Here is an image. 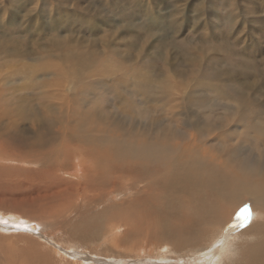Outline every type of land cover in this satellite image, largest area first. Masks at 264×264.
Masks as SVG:
<instances>
[{
	"label": "rangeland",
	"instance_id": "obj_1",
	"mask_svg": "<svg viewBox=\"0 0 264 264\" xmlns=\"http://www.w3.org/2000/svg\"><path fill=\"white\" fill-rule=\"evenodd\" d=\"M4 2H0V52L4 51L5 45L26 47L21 58L11 57L14 64L9 68L0 61V90L5 92V96L0 95V106H11L9 110L14 112L20 109L25 117L30 116L23 123L28 129L31 147L47 143L43 136L37 139L31 137V117L35 123L53 122V129L47 131L50 137L55 131L68 133L65 124L70 118L71 122L80 124L74 126L73 132L82 134L83 138L91 135V142H76L73 148L70 147L73 158L64 159L62 155L57 162L40 157H29L24 162L13 159L0 149V220L8 221L7 224L0 223V264H155L167 261L183 264L181 262L197 258V253L207 250L218 233L213 235L207 229L203 234L207 242L201 247L182 250L165 242H155L152 246L148 243L150 238L145 246L136 234L123 239L130 234V229L122 223L124 217L132 221L135 219L131 216L135 213L127 208L126 202L132 199L136 205L135 198L141 190L135 189L141 179L133 176L122 178L121 174H117L113 175L110 183L107 180L110 169L107 163L112 161L110 166L115 163L113 159L106 160L107 153L103 151L114 150L110 138L127 141L130 138L136 146L139 139L145 137L142 133L146 135V131L151 130L149 125L163 119L166 123L172 121L162 125V132L170 133L159 138L161 141L176 147L183 141H190L188 137L192 135L196 139L194 146L198 145L203 151L225 155L235 149V159L230 156L232 163L229 165L234 171V167L241 162V169L247 166L251 152L258 156L257 152L248 148L249 141L252 146L255 144L253 130L239 126L238 118L257 111L264 117V0ZM71 15L74 18H70ZM2 41L5 43L2 44ZM53 42L60 46L55 48ZM70 45L76 51L83 48L81 53L88 52L85 55L91 54V51L98 53L94 54L96 65L90 72H78L75 71L79 70L77 67L72 68V61L63 55L73 49ZM61 46L62 55L57 53V47ZM0 58L6 59V56L1 54ZM64 58L66 60H62ZM17 65L25 67L23 72L28 73L27 77L15 78L17 82L13 87L2 84L12 76L8 75L10 71L17 72L18 69L13 70V66L21 67ZM65 68L72 69L68 71ZM79 73L83 80L76 81V95L71 100L60 101L61 106L57 107L60 113L67 114L66 120L61 114L49 111V106L56 107L57 104V99L51 97V91L62 92L64 84L69 85L68 80L73 81ZM46 74L49 76L44 77ZM207 85L212 88H207ZM19 86L29 90L17 92L18 98L11 100V90L14 92ZM251 86L255 88L248 89ZM251 126L253 129L254 123ZM261 127L260 132L264 131ZM71 135L74 134L71 132ZM19 138L14 137L13 142L18 143ZM8 146L6 138H2L0 148ZM143 148L153 153L162 147ZM84 160L87 161L86 175L78 167L85 163ZM245 169L249 170L248 166ZM94 180H97L98 186L92 183ZM15 204L16 207L20 205V209L14 207ZM246 205L250 208L251 219L241 224L237 216ZM24 206L34 208L21 210ZM254 206H257L255 202L247 199L238 210H234L235 222L230 229L238 230L233 234L246 232L252 226ZM126 208L128 211L125 213ZM25 220H34L39 224L38 228L29 225V221L26 225L31 226V231L24 230L23 226L14 227ZM209 221L212 222V218ZM206 227L202 225L200 231ZM194 228H199V225L189 229ZM145 236H149L147 232ZM246 244L242 252L248 254V248L255 244L249 247ZM150 252L161 256L150 257ZM206 261L195 263L208 264ZM249 263L247 256L240 258L239 264Z\"/></svg>",
	"mask_w": 264,
	"mask_h": 264
},
{
	"label": "bare ground",
	"instance_id": "obj_2",
	"mask_svg": "<svg viewBox=\"0 0 264 264\" xmlns=\"http://www.w3.org/2000/svg\"><path fill=\"white\" fill-rule=\"evenodd\" d=\"M4 1L6 3L8 2V0H0L1 4ZM9 1L12 2L13 4H15L17 0H9ZM22 9H23V7H22ZM16 13H17V11H16ZM18 15H19V13H18ZM15 16L16 15H14V17ZM64 17L65 16H63L61 18V20ZM9 18H10V16H9ZM70 18H74V15H71ZM70 18L68 17V19H70ZM16 19H17V17H16ZM54 19H55V17H54ZM19 20H21V19H19ZM65 21H66V19L62 22H65ZM73 21H75V19H73ZM26 22H27V20H26ZM83 23H84V20H83ZM12 26L13 25H11V27ZM42 28H44V27H42ZM26 34L27 33H25V35ZM53 41H56V40H53ZM1 43L4 44L5 41H2ZM53 43L55 44L54 45L55 48H56V45L60 46V44H56L57 42H53ZM70 46H72V45H70ZM25 47L26 46H22L21 48H18V45L16 47H13L12 44L11 45H5L4 51L0 52V53L3 54L4 56H6V59L0 58V61H2L3 62L2 64L6 65L9 68L11 66V64L12 65L14 64V62L11 61L10 59H12L13 57H14V59H16L17 57L21 58L20 55H25L24 51H23V48H25ZM62 47L63 46L57 47L59 49V50L57 49L58 50L57 53L60 52V50H62ZM68 47H65V48H68ZM39 48H40V46H39ZM80 49H78L76 51V48L73 47V49H71V50L69 49L70 52H64L63 55L65 57L68 56V58L70 59L69 61H72V63H73L72 68L77 67L79 69V70H75V71H78V72L89 71L90 72L91 68H94L96 65V62H95L96 56H94V54H98V53L91 51V54L85 55L88 52L81 53L83 48L81 51H79ZM1 50H2V48H1ZM40 50H42V49H40ZM64 50H68V49H64ZM72 52H73V54H72ZM13 54H15V55H13ZM30 55H31V52H30ZM46 55H45V59H48ZM61 55H62V53H61ZM22 58H24V56ZM42 59L43 58L41 57L40 60H42ZM57 59H59V58H57ZM62 60H66V59L64 58ZM22 61H24V59ZM67 65H68V62H67ZM17 66H21V65H17ZM23 68H25V67L13 66L12 69L13 70L18 69L17 72L13 73V71H12V73H11V71H10L8 75H12L13 77L10 76L12 79L10 80V77H8L9 80L7 82L2 83V84H4L7 87H13L15 85V83L17 82V81H15V78H17L18 76H23L24 78H26L28 73H24ZM72 68H67V69H68V71H71ZM75 74H76V72H75ZM80 74L81 73H79L78 74L79 76H77V77L75 76L76 79H74L73 81H72V79H71V81L68 80L69 85L64 84L66 86L63 89H61L62 92H55L54 90H52L53 88L50 89V90H52L51 91V97L54 99H57V104L55 103L56 107L49 106L50 112L55 113V114H61L62 117H64L67 120V114L62 113V112L60 113L59 108H57V107L59 105L61 106L60 101L63 102V101H65L66 98L68 100H71L70 98L74 97L76 95V90H75L76 81H82L83 80V79H80ZM46 76H49V75L46 74L44 77H46ZM255 77L257 78V76H255ZM57 78H59V77H57ZM48 79H50V77ZM132 86H133V84H132ZM129 87H131V85H129ZM207 88L211 89L212 87H211V85H207ZM254 88L255 87L251 86V88H248V89H254ZM122 89L125 90L124 88H122ZM28 90H29V88H27L25 86H23V87L19 86L17 89H15L14 92L11 90L10 99L15 100L13 98H18V96L16 97L17 92L21 93L23 91H28ZM138 90H140V89H138ZM131 91H132V89H131ZM0 95L5 96V92L0 90ZM160 95H162V94H160ZM178 100H180V99H178ZM245 102H247V101H245ZM243 103L244 102L242 101L241 104H243ZM1 106L3 107V105H1ZM1 106H0V109H1V111H0V140L2 138H6V142L9 144V146L8 147H1L0 149L5 151V154H9L13 159H18L20 161L25 162L29 157H40V158H44V159L49 160V161L54 159L57 162V158H60L62 155L64 156V159H70V157L73 158V156H72L74 154V153H72L73 149H71L70 147L74 146L76 142H84V140H88L91 142V135L86 136V138H83L82 134L73 132V130L75 129L74 126L80 125V124H78V123L76 124L74 122H71L70 118L68 119L69 122L66 121V124H65L67 130L69 131V132L67 131L68 133H64L63 131H61L62 134H60V132L55 131L54 135L52 137H50L49 133L47 131L53 129L52 128L53 122H50L48 124L47 123H35L33 121V118L31 117L32 122L29 124V126H31V128L33 130V135L31 137L37 139V137L42 138V136H43L44 137L43 140L44 139L47 140V143L41 144L38 147H35L34 145L31 147L30 143H29L30 137H29L28 129L24 128L26 126L23 123L26 120H29L30 116L25 117L26 116L25 113L24 112L22 113L20 109H18L17 112H14V110L13 111L9 110L10 108H12L11 106H8V107L4 106L5 108H2ZM204 108H206V107H204ZM245 108H247V106ZM237 111L239 112L240 108H238ZM173 114L174 113L172 112V115ZM176 114H177V116L180 115L178 113H176ZM255 114H258V116H256ZM259 114L260 113L257 111L253 115L247 114V115H244V116L238 118V120H240L239 126H241L243 129H245V128L251 129V130H253V133H254L253 138H254L255 144H254V146H252L251 141H249L250 147H248V148L257 152L258 156H257V154H255L253 152H251L249 154V157H248L249 159L246 162V165L248 166L249 170L245 169V167H247L245 165H244V169H241L242 168L241 167L242 162L240 163V165L237 164L238 166L236 165L234 167V168H236V171H234L235 169L232 170L229 167V165L232 163L231 157H232V159H235V149H231V152L229 154H225V155H223V153H218V152H217L218 154H215L213 151H208V150L203 151V150H200L198 145L196 147L194 146L196 139L192 135H191L192 137L191 136L188 137V138H190V141H187V142L183 141V143L181 145L176 146V147L174 145L172 146V145L168 144L167 142H165L164 139H163L164 141H161L159 138L166 136L170 133L168 131L162 132L163 126L165 125L164 123H166L163 119L157 120L156 122L152 123L151 124L152 127L149 125L151 130L146 131V135L142 133V135H144L145 137L139 139V142L136 146L134 145L132 139H130V138H128L129 139L128 141H127V139H124V138H122V139H115V138L111 139L110 138V142L112 144L111 147L114 150L110 149V150H106V152L105 151H103V152L105 154L107 153V159L106 160L109 161V160L113 159V162L115 164H114V166H112V165L110 166L109 164L112 163V161L107 163L108 166L110 167L109 172L107 173L108 174L107 180L111 183L113 175L116 176L117 174H121L120 177H122V178H125L127 176L129 178H131L130 176H133L136 179L137 178L141 179L138 187H136V189H135L136 191L139 189L141 190L138 197L136 196V198H135L136 205L134 204V201L132 199H131V201L127 200L129 202H126L127 208L129 210H132L135 213V214H131V216L135 217V219H134V221H132L131 219H128V217L123 216L124 222H122V223H125V226H127L130 229V231H129L130 234H127V235L125 234L126 236L123 239H128L129 237L136 234V236L138 237V240L140 242H142V244L147 243V239L150 238V241L148 243H151L152 246L155 242L156 243L165 242V243L171 244L172 247L174 245L175 249H178V250H180V249L182 250V248H184V249L185 248H193L194 249V248H197L200 245H202L204 242H207L203 238L204 237L203 234H204V231L209 229L213 233V235L215 233H218L216 236L213 237L214 240H212L210 247L205 251L202 250L203 252H200V253L198 252L197 258L194 257V258L190 259V257H189L190 260H187V261H184L181 263H183V264H192V263L196 264L195 262H197V261H198V263H201V262L207 260L208 264H216V263H218V264H221V263L237 264L238 263L239 264L240 258L247 256L248 259L250 260L249 264H264V175H262V172L264 171V131H261V132L259 131V128L261 126L264 127V117L259 115ZM17 117H18V120H15V118H17ZM192 117H195V116H192ZM177 118H179V117H177ZM4 120H7V123H3ZM21 121L23 124L21 123ZM170 121H172V120H168L166 124L168 125V123H170ZM188 123L189 122H186V124H188ZM252 123H254L253 129L251 126ZM59 124L62 125L61 123H59ZM190 125H192V124L190 123ZM263 127H261V128H263ZM70 131L74 135H71ZM131 133H132V135H135L133 132H131ZM127 135H126V137H127ZM16 136H20L18 143L13 142V138ZM230 140H233V139L231 138ZM239 141H241V140H239ZM103 142L107 143L106 141H103ZM63 144H65V145L62 149ZM68 144H70V145H68ZM101 144H103V143H101ZM24 145H26L27 147H23ZM155 145L157 147L159 145L162 148L160 150H158V149L155 150V152H153V153L149 150L145 151V149L143 148L144 146H146L147 149H153V147ZM65 146H67V147H65ZM70 149H71V151H70ZM237 149H239V148H237ZM67 150H68V154H67ZM241 150H243V149H241ZM240 151H239V153H240ZM199 152H202V153H199ZM88 153H87V157H88ZM100 155H102V154H100ZM236 155H237V153H236ZM75 157L77 158L80 156H75ZM239 157H241V156L239 155ZM90 159H91V157H90ZM99 160H101V158ZM80 161L82 162L83 160L81 159ZM86 162L87 161H85V163L83 162V165H81V166L78 165L80 171L84 175H86V165H85ZM104 162H105V160H104ZM62 167L64 168L65 166H62ZM64 171H63V173H64ZM66 171H68V169ZM77 172H79V171H77ZM99 178H101V177H99ZM83 180L85 182V179H83ZM91 180H93V178H91ZM97 180H99V179H97ZM97 180L92 181V183L96 184ZM88 181H90V179ZM135 185H137V184H135ZM97 186H98V183H97ZM85 187H87V186H85ZM93 188H89V189H93ZM37 189H38V187L36 188V190ZM125 189H127L126 186H125ZM86 190H87V188H86ZM109 190H110V188H109ZM93 192H94V190H93ZM95 192H96V190H95ZM247 199L253 200L255 202V204L257 205V206H254V214H253V218H252L253 220H251V221H253V224L248 230H246V232H237L236 234H233L234 231L238 230L236 228H235L236 230L230 229L231 226L235 222L234 221L235 218L233 217V215H234L233 213L236 211L235 209L238 210V207L241 206L244 202H246ZM16 205L17 204H15L13 206L16 207ZM68 206H70V204ZM64 207H66V206H64ZM16 208L20 209V205ZM31 208H34V207L31 206V207L26 208V206H24L21 208V210L27 209V211H30ZM231 208H232V210H231ZM126 209H125V213L128 211V209L127 210ZM25 215H26V211H25ZM26 216H28V215H26ZM254 216H257V217L255 218ZM25 218H27V217H25ZM118 218H119V216H118ZM210 218H212V222L209 221ZM130 220L132 222L129 223L128 221H130ZM228 220L230 221V223H226ZM28 221L29 220H27V221L25 220L22 222H23V224L26 225ZM33 221L32 222L29 221L30 222L29 225L33 224L32 227L38 228L37 225H39V224H37L36 222H33ZM64 221L65 220H63V222ZM195 225H199V228H194L191 230L189 229L190 227L192 228V226H195ZM202 225H206L207 227H206V229L203 228L204 230L200 231V228ZM243 226L245 227L246 225H243ZM46 227H48L47 224H46ZM242 227H240V228H242ZM57 229H58V227H57ZM123 230L125 231V229H123ZM123 230H122V232H123ZM145 232H147L149 236H145ZM123 233H125V232H123ZM79 234H80V232H79ZM113 235H111V236H113ZM122 235H124V234H122ZM122 235H121V237H122ZM238 235H240V236L238 237ZM215 237H217L216 240H215ZM206 239H208V238H206ZM87 240H88V238H87ZM109 242H112V241L110 240ZM245 242H247L246 245H248V247L255 244L254 246L248 248V254L245 252H242V249H244L243 247L245 246ZM145 246H146V244H145ZM206 247H207V245H206ZM105 248L102 247L100 249H105ZM99 251H102V250H99ZM98 252H97V254H99ZM194 252H195V250H194ZM150 253H151L150 257H155V256L160 257L161 256L160 254L155 255V253H153V252H150ZM100 254H101V252H100ZM172 263L174 264V261H167L166 263H160L159 262V263H155V264H172Z\"/></svg>",
	"mask_w": 264,
	"mask_h": 264
},
{
	"label": "snow or ice",
	"instance_id": "obj_3",
	"mask_svg": "<svg viewBox=\"0 0 264 264\" xmlns=\"http://www.w3.org/2000/svg\"><path fill=\"white\" fill-rule=\"evenodd\" d=\"M250 216H251L250 208H249V206L246 205L243 207V209H241L239 215L237 216V219L240 221L241 224H246V223L250 222V220H249ZM0 223L7 224L8 221L0 220ZM21 226H23L24 230H26V231L32 230L28 225L23 224V222H21V224L14 225V227H16V228H20Z\"/></svg>",
	"mask_w": 264,
	"mask_h": 264
}]
</instances>
